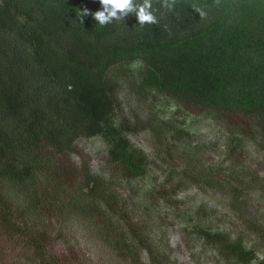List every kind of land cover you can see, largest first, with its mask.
Segmentation results:
<instances>
[{
  "label": "trees",
  "instance_id": "1",
  "mask_svg": "<svg viewBox=\"0 0 264 264\" xmlns=\"http://www.w3.org/2000/svg\"><path fill=\"white\" fill-rule=\"evenodd\" d=\"M162 2L151 0L157 24L129 14L101 26L80 23L99 0H0V264L16 247L13 264H100L89 246L86 261L68 246L77 235L113 264H170L117 191L148 177L152 163L131 141L140 131L164 158L159 198L188 183L226 196L262 255L244 234L196 224L197 234L224 264H264V227L246 206L258 175L232 165L246 146L264 155V0ZM159 98L177 105L171 116L141 107ZM181 108L224 116L225 158L236 161L197 163L192 133L174 121ZM98 136L106 171L73 167L78 144Z\"/></svg>",
  "mask_w": 264,
  "mask_h": 264
},
{
  "label": "rangeland",
  "instance_id": "2",
  "mask_svg": "<svg viewBox=\"0 0 264 264\" xmlns=\"http://www.w3.org/2000/svg\"><path fill=\"white\" fill-rule=\"evenodd\" d=\"M155 102H145L141 107L154 109L164 117L171 116L177 108L175 103L167 99L159 98ZM125 114H128V111ZM174 121L178 126L184 125L192 133V147L200 149L195 156L197 163H224L226 166L236 161L225 158L229 157L226 140L230 129L227 119L221 114L181 108ZM131 141L145 152L152 164L147 178L117 184V191L128 203L127 212H131L142 226L148 225V228L152 229L150 239L164 249L166 256H170V264H224L216 249L201 240L196 232V224L212 231L230 233L232 236L244 234L248 245H256L258 254L262 255L263 248L261 243L257 242V236L248 232L243 221L229 205L226 196L205 186L188 183L181 188H175L178 191L168 193L166 201L161 200L158 190L165 181L166 168L161 164L164 163V158L155 138L148 131H140L131 135ZM77 147L78 154L71 160L73 167L87 165L95 171H106L108 146L101 137L82 140ZM241 152L239 163L232 165L242 170L251 169L255 172L252 174L258 175V178H254L258 181L257 186L250 192L249 204L246 206L256 224L264 227V155L253 146H246ZM172 186L174 185L169 184L168 191L173 189ZM200 207L204 208L202 215L207 217L203 223H198L200 217L195 214ZM68 246L74 247L76 254L84 261L88 259L89 246L93 250L94 260L103 259L100 264H113L107 252L95 245H88L81 235L74 237ZM63 248L61 242L54 247L55 251L61 252H64ZM14 249L13 252L10 249L6 251L8 260L4 259V264H13L19 258V247Z\"/></svg>",
  "mask_w": 264,
  "mask_h": 264
},
{
  "label": "clouds",
  "instance_id": "3",
  "mask_svg": "<svg viewBox=\"0 0 264 264\" xmlns=\"http://www.w3.org/2000/svg\"><path fill=\"white\" fill-rule=\"evenodd\" d=\"M102 10L89 13L87 9L82 11L80 23H83V17L91 15L92 18L101 26L113 23V21L125 20L129 14H134L138 25L157 24V17L152 12L151 0H142L136 3L135 0H99ZM174 0H163L162 7L172 9ZM204 15L203 12L200 13Z\"/></svg>",
  "mask_w": 264,
  "mask_h": 264
}]
</instances>
